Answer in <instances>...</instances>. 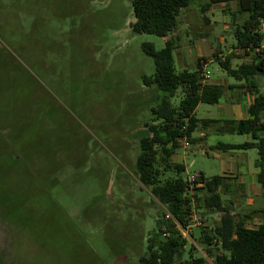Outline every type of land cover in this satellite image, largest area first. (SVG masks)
I'll return each instance as SVG.
<instances>
[{
    "label": "rangeland",
    "instance_id": "obj_1",
    "mask_svg": "<svg viewBox=\"0 0 264 264\" xmlns=\"http://www.w3.org/2000/svg\"><path fill=\"white\" fill-rule=\"evenodd\" d=\"M236 9L235 1L210 0L183 9L169 36L178 71L184 69L180 45L200 39L214 48L199 58L210 77L236 81L219 64L231 55L236 66L252 59L236 47V23L248 17ZM135 20L132 0H0V136L20 160L0 186L31 229L23 233L22 264H140L147 252L162 207L141 184L136 159L163 92L143 82L155 72L143 43L162 49L166 39L135 32ZM257 79L264 94V73ZM180 99L179 91L172 100ZM197 114L217 117V104L202 103ZM210 136L213 144L247 137ZM219 152L222 157H211L193 144L177 149L173 160L184 156L185 177L199 170L209 177L220 174L224 160L258 157L256 148ZM252 197L249 205L244 191L223 192L242 216L264 206L261 194ZM198 210L207 229L221 217ZM201 230L188 234L184 257L193 244V253L212 264Z\"/></svg>",
    "mask_w": 264,
    "mask_h": 264
},
{
    "label": "trees",
    "instance_id": "obj_2",
    "mask_svg": "<svg viewBox=\"0 0 264 264\" xmlns=\"http://www.w3.org/2000/svg\"><path fill=\"white\" fill-rule=\"evenodd\" d=\"M236 1L235 13H247L243 23H236L234 36L237 48H241L251 61L231 66V56L219 58L220 66L238 81H247L253 87L254 102L250 105L249 117L242 120H224L226 130L238 134H251L252 140L239 144L218 142L214 148L222 151L256 148L258 157V181L264 199V94L257 84V76L264 73V34L259 23L264 19V0H210V3L228 4ZM192 0H132L135 22L133 30L164 37L165 47L156 49L151 42H144L143 49L154 60L155 72L143 76L146 86H155L163 92L160 102L151 109L152 116L146 123L139 139L140 153L136 169L142 185L149 187L161 205V214L156 219V230L149 236L147 252L140 264H207V257L196 256L191 244L188 257H184L188 239L176 228L177 222L186 226L195 199L196 208L204 214L221 213L220 219L210 228H202L200 242L206 246L212 264H264V221L257 228L247 227V218L252 214L237 215L223 198L229 188L225 177H206L198 174L197 183L190 193V183L184 176L186 166L173 160L177 149L182 148V139L192 140L199 124H208L211 119L195 115L199 103L215 104L223 96V86L204 81L200 59L194 70L178 71L175 66L176 42L169 37L178 26L179 17ZM169 37V38H168ZM260 48V51L257 49ZM252 52V53H251ZM180 91L181 99L174 104L173 97ZM200 213V212H199ZM264 219V206L256 211ZM253 213V214H254ZM171 214L173 218H167ZM168 232V235H164Z\"/></svg>",
    "mask_w": 264,
    "mask_h": 264
},
{
    "label": "crops",
    "instance_id": "obj_3",
    "mask_svg": "<svg viewBox=\"0 0 264 264\" xmlns=\"http://www.w3.org/2000/svg\"><path fill=\"white\" fill-rule=\"evenodd\" d=\"M189 43L190 45H188L187 43L185 44V46L180 45L179 51L181 54L182 66L184 67V69L191 70V68L197 67V60L200 57H204L213 53L214 48L209 44L207 45L206 43H204V41H201L200 39H195L193 42ZM230 52L232 51L230 50ZM243 62L247 61L244 60ZM237 63V61H234L233 64L231 63V66L236 67ZM207 65L208 64L202 65L204 71H207L209 73L205 79V82L212 84H220L223 86L224 89L222 98L219 102L215 103L217 104L218 116L213 118L199 117L197 113L202 104L199 103L197 108L195 109V115L198 118L211 119L212 121L206 125L202 123L199 124L197 129L192 134V140L189 141L187 139L188 145H185V143H183V138L182 148L187 146H189L190 148V146L194 144L195 146L201 148L204 153L208 156L219 158L222 157L221 153L219 152L222 150L214 148L216 144L207 143L208 139L211 137L210 135H219V133L222 135L238 134L235 132L227 131V127L224 125V120L247 119L249 117L248 109L250 105L254 102L255 96L253 94V87L247 81H238L236 79V81H230L228 79H225L224 77L212 79L210 77V72L207 69ZM257 84L260 89L258 79ZM245 135H247V137L246 140H244L243 142L251 141V134ZM224 143L239 144L234 142ZM228 151L229 150L225 152ZM12 152V149L9 148V146L0 136V183L2 182V178H5V174L7 175L8 170L14 168L16 164L20 162V160L16 159L14 155L12 156ZM244 154L247 155V153ZM10 159L13 160L10 161ZM255 160L245 162L244 157L239 159L237 156H234L231 160H224L222 163V168L220 169V174H216L225 177V182L229 185V188L225 191L228 192L232 188L234 189V187L244 191V194L247 195V203L249 205H252L255 202V199L252 197V195H262V187L257 178L259 169L255 164ZM182 162L186 166L184 156L182 157ZM201 172L204 173V175L206 176L205 172H203L202 170H199L196 175ZM199 185H202V183L199 182ZM2 186H0V264H15L13 262H16V264H22L20 263L21 260L19 259L18 255L20 256V249L24 246V243L26 242L23 233L28 232L31 229L29 225L24 222L22 216L19 213L15 212V210L18 211V207L15 210H12L8 198H6L4 195H1V190L3 189ZM254 211L256 210H253L252 212L248 213L252 214V217L247 218L245 224L249 228H257L264 221L263 217H258L257 215L260 214H255ZM252 220L253 222H251Z\"/></svg>",
    "mask_w": 264,
    "mask_h": 264
},
{
    "label": "built area",
    "instance_id": "obj_4",
    "mask_svg": "<svg viewBox=\"0 0 264 264\" xmlns=\"http://www.w3.org/2000/svg\"><path fill=\"white\" fill-rule=\"evenodd\" d=\"M259 29H260V32L264 34V19L263 18L260 20ZM262 48H264V45L261 46V49ZM257 51H260V48L257 49ZM202 74L205 78L207 77V73L203 72ZM184 143H185V145H188V140L186 138H184ZM187 179L190 183V186L187 188V191H189L190 193H193L194 187L199 185V183H197L198 175H196V174L188 175ZM190 204L192 205V209H191L189 217H188V220H189L188 224L186 226H183L179 222H177V225H176V228L180 231V234H182V236L184 238H187L188 234H190L194 231V228H196V227L204 228L205 227L204 226L205 221H204L203 217L197 215V213H199V210H197V208H196V203H195L194 198H192ZM167 218H173V216L171 214H167ZM168 234H169L168 232L164 233V235H168Z\"/></svg>",
    "mask_w": 264,
    "mask_h": 264
}]
</instances>
